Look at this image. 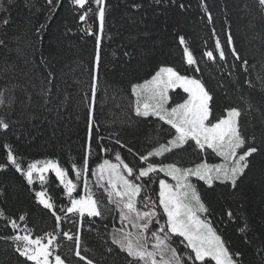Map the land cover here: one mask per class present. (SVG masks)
<instances>
[{
    "label": "snow or ice",
    "instance_id": "obj_1",
    "mask_svg": "<svg viewBox=\"0 0 264 264\" xmlns=\"http://www.w3.org/2000/svg\"><path fill=\"white\" fill-rule=\"evenodd\" d=\"M154 2L159 5L165 0ZM12 3L14 0H0V78L14 81L0 87V134L5 136L22 120L31 122L52 115L62 118V112L72 100L66 88L61 91L57 84L55 53H45L43 49L49 24L22 21L21 31L10 33ZM68 3L79 21L95 15L100 33L104 32L109 7L106 0H68ZM86 3H94L96 7L86 9ZM168 3L180 11L186 10L185 4L178 0H168ZM62 5L63 0H45L47 20L55 18ZM25 7H32L31 0H25ZM126 7L135 13L143 4L126 0ZM200 7L212 24L213 16L206 0H201ZM242 10L264 21V0H243ZM81 31L95 35L91 66L84 69L89 80L76 81L82 85L79 103L85 108L87 125L82 164L73 163L70 171L51 159L34 160L25 166L8 143L3 145L6 157L0 163V171L14 169L22 176L29 191H34V175L39 176L43 188L47 181L45 174H54L55 181L62 186L61 200L66 198L68 203L57 207L46 189L34 191L36 204L54 218V227L41 233L28 227L26 214L17 219L8 217L0 209V219L12 231L11 235L0 236V240L10 242L17 264H108L109 260L111 264H116L117 260L123 264H243V253L232 251L209 219L211 209L197 182H203L209 190L222 185L232 190L229 195H236L240 183L252 169L253 158L264 153L260 139L264 137V95L255 103L250 97L242 96L244 108L226 104L217 115L215 95L202 79L181 74L173 67H160L150 79L130 85L125 130L145 123L152 127L143 150L136 149L121 140L120 131L113 130L108 137L98 135L95 106L100 87L102 36L93 33L90 25ZM213 35H216L214 28ZM179 42L184 46L187 65L195 66L194 71L199 73L198 62L185 38L180 36ZM227 48L233 58L232 72L245 77L243 84L236 81L240 90L243 91L244 86L253 88L251 72L256 65H250L249 60L240 55L230 29ZM217 53L219 61L227 64L228 53L219 38L215 50H206L203 56L215 62ZM129 55L125 52V56ZM256 79L264 93V76L258 74ZM173 93L178 100L173 99ZM244 117H247L246 124L242 123ZM257 126L260 127L259 137ZM105 139L127 149L132 160L126 161L121 151H115L114 159L102 158L94 168L90 167L94 144L99 152H113V148L104 143ZM185 154H194L197 160L186 166ZM212 154L223 163H208L206 157ZM71 175L75 179L70 178ZM90 176L95 180L91 186ZM81 183L82 193L79 191ZM157 183L158 190L153 187ZM227 215L234 219L230 210ZM110 216H118L119 226L113 224L109 231L105 223L103 233L97 230L104 252L99 260L89 257L83 238L85 225L87 231H93V225L98 229V221ZM21 222H25L23 227ZM65 224L71 227L66 229ZM247 228L245 224L238 231L245 234V243H252L247 239ZM177 242L183 249L173 246ZM65 246L67 255L60 252ZM7 251L6 248L5 260L10 259ZM255 251L264 261V236ZM5 260H0V264H5Z\"/></svg>",
    "mask_w": 264,
    "mask_h": 264
},
{
    "label": "trees",
    "instance_id": "obj_2",
    "mask_svg": "<svg viewBox=\"0 0 264 264\" xmlns=\"http://www.w3.org/2000/svg\"><path fill=\"white\" fill-rule=\"evenodd\" d=\"M127 2L131 3V0ZM136 2L142 3L143 8L131 13L126 7V0H106L109 7L105 30L101 34L95 15H89L86 21H79V16L71 10L72 6L68 0H63L62 7L50 21L47 20L45 0H31L30 8L25 7V0H14L10 6L13 23L8 31L20 32L24 27L22 21L31 20L32 24L47 21L49 27L46 30L43 49L45 53H55L57 84L61 91L66 88L72 100L62 112V118L52 115L41 116L31 122L22 120L6 136L0 134V163L5 161L6 152L3 145L8 143L25 166L34 160L51 159L70 171L73 163L82 164L87 125L85 108L79 103L82 85L76 81L89 80L84 69L91 66L95 35H85L81 31L89 25L93 33L102 36L100 87L95 106L100 136L108 137L110 132L117 130L121 133L122 141L143 150L145 138L152 132L151 125L145 123L139 128L125 130V121L129 115L130 85L150 79L160 67H173L181 74L195 75L202 79L215 95L217 115L226 104L244 108L242 96L250 97L255 103L264 95L256 79L258 74L264 76V21L244 12L243 0H206L213 16L212 24L208 23L207 17L201 11V0H178V3L185 4V11L170 6L168 0L159 5L154 0ZM87 7L96 6L94 3H86V9ZM229 29L240 55L247 58L250 65H256L255 71L251 72L253 88L244 86L241 91L236 83L239 80L243 84L245 77L231 70L233 58L227 48ZM180 36L185 38L186 45L194 54L200 68L199 73L194 71L195 66L187 65L183 54L184 46L179 42ZM217 38L225 45V51L228 53L227 64L219 61L218 53L215 62L203 56L204 51L215 50ZM125 52L130 55L125 56ZM12 82L14 81L0 78V87ZM246 121L247 117H244L242 123L246 124ZM248 131H251V128ZM257 134L259 137V126ZM93 136H97L95 130ZM260 139L261 147L264 148V137ZM104 143L109 144L113 152H99L94 144L90 167L94 168L102 158L114 159L115 151H121L126 161L132 160L127 149L110 144L108 139H105ZM45 176L47 181L42 188L39 177L34 175V191L46 189L57 207L61 203L67 204L66 198L61 200L62 186L55 181L54 174L46 173ZM70 178L75 179L74 175ZM89 179L91 186V176ZM153 187L158 190V183ZM34 191H29L26 181L14 169L0 171V209L8 217L17 219L21 214H26L28 227L33 228L36 233H41L51 230L54 220L46 210L36 204ZM230 191L232 190L225 189L222 185L216 186L214 190H209L204 185L202 195L211 209L209 219L231 250L243 253V264H264L255 251L264 236V153L253 158L252 169L240 183L236 195H229ZM141 207L143 208L142 205ZM229 210L234 219H229ZM115 220L116 218L110 216L105 221H98L99 227L97 229V225H93V231H87L85 225L83 238L89 249L86 255L100 259L104 248L103 242L97 236V230L103 233V225L106 223L110 231ZM24 223L21 222V227ZM245 224L248 226L247 239L252 243H245V234L238 231ZM67 227L71 225L65 224V228ZM11 234V229L6 228L5 221L0 219V236ZM9 245L10 242L0 240V260H5L7 248V256L10 259H6L5 264H17ZM174 246L183 249V245H178V242ZM108 264H111V260ZM116 264H123V261L117 260Z\"/></svg>",
    "mask_w": 264,
    "mask_h": 264
},
{
    "label": "rangeland",
    "instance_id": "obj_3",
    "mask_svg": "<svg viewBox=\"0 0 264 264\" xmlns=\"http://www.w3.org/2000/svg\"><path fill=\"white\" fill-rule=\"evenodd\" d=\"M172 95H173V99H176V100L179 99V97H176L175 93H173ZM181 95H183V93H181ZM206 159H207V162L210 163V164L223 163L222 159L220 157H216L214 154L207 156ZM196 160H197V158L195 157L194 154H192V155L185 154L184 155V161L183 162L185 163L186 166H190V163L193 162V161H196ZM91 178H92V184H93L95 182V180H94L93 177H91ZM197 184H198V187L201 188V191H203L204 190L203 182H197ZM115 225L117 227L119 226L118 216L116 217Z\"/></svg>",
    "mask_w": 264,
    "mask_h": 264
},
{
    "label": "flooded vegetation",
    "instance_id": "obj_4",
    "mask_svg": "<svg viewBox=\"0 0 264 264\" xmlns=\"http://www.w3.org/2000/svg\"><path fill=\"white\" fill-rule=\"evenodd\" d=\"M79 191H80V192H83V185H82V184L80 185ZM53 220H54V218H53ZM67 228H68V227H67ZM67 228H66V229H67ZM60 252H61V254H63V255L67 254V247H66V246L63 247V248L60 250ZM64 253H65V254H64ZM81 264H83V262H81Z\"/></svg>",
    "mask_w": 264,
    "mask_h": 264
}]
</instances>
